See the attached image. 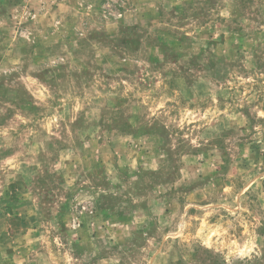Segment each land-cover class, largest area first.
<instances>
[{
	"label": "rangeland",
	"instance_id": "1",
	"mask_svg": "<svg viewBox=\"0 0 264 264\" xmlns=\"http://www.w3.org/2000/svg\"><path fill=\"white\" fill-rule=\"evenodd\" d=\"M0 264H264V0H0Z\"/></svg>",
	"mask_w": 264,
	"mask_h": 264
}]
</instances>
